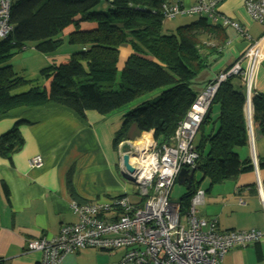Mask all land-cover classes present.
Wrapping results in <instances>:
<instances>
[{
    "label": "trees",
    "instance_id": "16d2710c",
    "mask_svg": "<svg viewBox=\"0 0 264 264\" xmlns=\"http://www.w3.org/2000/svg\"><path fill=\"white\" fill-rule=\"evenodd\" d=\"M100 1L14 0L11 3L9 23L13 32L0 39V115L16 107L54 103L84 119L87 112L105 116L140 100L124 114L122 127L113 141L114 148L128 140L133 126L138 132L144 126L151 127L158 133L157 147L168 146L195 99L190 90L191 81L209 66V56H219L213 54L214 50L201 52L192 38L200 28L222 27L197 16V20L171 33L164 32L161 7L174 0H103L107 4L105 10H94ZM84 23L93 26L81 29ZM67 27L73 28L69 43H77L84 50L73 53L65 63L44 69L41 74L49 79L47 87L13 94L26 84L10 65L14 55L27 44L42 54L55 52L62 44L60 34ZM126 44L131 53L118 70V50ZM92 86L97 96L81 94L82 89ZM157 90L160 92L156 96L145 97ZM244 93L241 76L228 78L218 88L210 105V109L218 108L216 127L208 134L203 132L210 120L206 116L197 131L201 135L194 146L199 155L195 183L178 201L183 213L204 179L212 187L253 171L250 160L239 155L240 149L248 147ZM252 108L254 113L261 112L263 118L256 127L253 124L254 136L264 134L263 95L253 96ZM252 118H256L255 114ZM22 145L17 126H13L0 136V157L10 160ZM257 166L263 168L264 162L258 161ZM197 171L201 175L199 180ZM68 190L76 198L69 177Z\"/></svg>",
    "mask_w": 264,
    "mask_h": 264
},
{
    "label": "crops",
    "instance_id": "0c3cea01",
    "mask_svg": "<svg viewBox=\"0 0 264 264\" xmlns=\"http://www.w3.org/2000/svg\"><path fill=\"white\" fill-rule=\"evenodd\" d=\"M245 1L224 0L217 10L238 24L243 33L253 40L261 35V27L248 16L244 8ZM178 2L187 8L196 0ZM178 24L170 20L163 25V31L172 32L186 23ZM92 26L84 23L81 29H90ZM221 29L222 46L213 53H219V56H209V66L191 81L190 90L195 95L219 72L225 71L236 61L241 60L245 67L242 57L249 40L232 28ZM72 32V27L62 31V44L53 53H39L32 44H27L25 50L14 55L10 65L17 75L24 78L26 84L14 90L13 94L38 86L47 87L49 79L43 77L41 72L53 65L67 62L73 53L84 50L77 43H69L68 38ZM130 53L127 44L119 47L116 64L118 70L122 69ZM252 90L255 94L264 96V60L256 72ZM95 93L97 96V91ZM128 109L105 116L87 112L82 119L69 109L47 103L12 108L0 115V136L17 126L23 139L22 147L12 154L10 160L0 157V262L39 264L40 253L26 252V244L41 237L56 236L62 226L76 223L77 216L70 211L72 202L105 204L127 197L132 204H141L137 188L123 177L120 169V159L123 156L120 147L128 143L132 134L138 132L137 129L133 126L128 133V140L122 141L116 149L113 146L115 135L121 129L123 116ZM214 109L212 107L208 112L207 118L210 120L203 126L206 134L216 127L218 108L216 107L215 114ZM254 114L256 118L252 121V127L263 121L261 112L256 111ZM144 129L145 126L140 130L141 134ZM152 131L155 133L154 129ZM253 142L257 162H264V134L254 136L253 132ZM239 155L241 159L247 157L250 160L249 147L240 149ZM35 156L42 158V165L30 167L28 162ZM197 173L200 174L199 171ZM181 175L175 183H180L186 193L188 177L185 173ZM256 176L264 196V167L258 166L257 172L253 169L234 180L206 189L199 187L204 191L205 198L204 204L198 208L197 216L204 219L215 218L219 231L254 229L264 233V211L256 188ZM68 177L76 198L68 190ZM113 216L114 214H108L106 217L111 219ZM116 252L107 254L97 249H85L68 255L61 264H119L124 251ZM223 264H264V241L245 248L231 249L224 256Z\"/></svg>",
    "mask_w": 264,
    "mask_h": 264
},
{
    "label": "built area",
    "instance_id": "2783aa9c",
    "mask_svg": "<svg viewBox=\"0 0 264 264\" xmlns=\"http://www.w3.org/2000/svg\"><path fill=\"white\" fill-rule=\"evenodd\" d=\"M14 0H0V39L13 32L9 23L10 6ZM224 0H196L183 7L178 0L164 3L161 7L163 22L182 16H203L213 24L236 30L249 40L242 57L225 71L219 72L195 95V99L178 124L171 144L157 147L158 133H153L154 143L150 149L137 144L133 154H123L134 169L128 175L122 171L138 191L141 204H132L127 197L108 203L72 202L70 211L77 222L60 228L53 237H41L26 244V252L40 253L39 264H61L71 254L85 249L124 251L120 264H223L224 256L233 248L264 241L259 230L219 231L215 218L197 216L204 204L205 193L198 189L183 213L178 202H171L170 191L181 171L196 168L199 155L193 140L207 116L212 100L222 83L232 76H241L245 88L243 112L246 121L250 162L257 172V160L253 151L252 90L256 72L264 60V31L256 39H250L238 24L218 13L217 7ZM244 8L250 19L264 25V0H246ZM25 50L26 47H22ZM151 128V127H150ZM151 130H153L151 128ZM142 136V134H141ZM140 136V137H141ZM139 142V140H138ZM148 147V145L146 146ZM121 160V159H120ZM30 167L42 165V158L35 156L28 162ZM121 165V161H120ZM258 179L263 211L264 196ZM114 214L111 219L106 216Z\"/></svg>",
    "mask_w": 264,
    "mask_h": 264
},
{
    "label": "rangeland",
    "instance_id": "374dc122",
    "mask_svg": "<svg viewBox=\"0 0 264 264\" xmlns=\"http://www.w3.org/2000/svg\"><path fill=\"white\" fill-rule=\"evenodd\" d=\"M106 6H107L106 2L103 1V0H101L100 1V4L94 10L103 11V10H105ZM194 20H197V15H195V16L190 15V16H185V17H178L176 19H173L172 21H173V23L179 25L178 23H189V22L194 21ZM168 21L170 22V20H168ZM168 21H165L163 23V25L167 24ZM256 24H258V23H256ZM258 25L261 27L260 34H262L263 31H264V25H260V24H258ZM173 31H175V30H173ZM168 32L171 33L170 31H168ZM220 37H222L221 28L207 26V27L200 28L199 31L197 32V35L195 37H193L192 39H193L194 43L196 44V46L198 47V49L201 52H208V51L209 52H212V50L216 51L219 48H221L222 43H221V41H219V38ZM95 92H96V89H95L94 86L88 87V88H84L81 91V93L83 95L93 96V97L96 96V93ZM159 92H160V90H157V91H155L154 93H152L150 95H146L145 97H154L157 94H159ZM138 101H140V100H136V101H134L132 103H129L128 105L122 107L119 110L113 111L112 113L115 114V113L120 112V111H122L124 109L132 108V107H134V105ZM213 108H215L213 110V114H215V112L217 110L216 109V106H213ZM252 117H253V110H252ZM252 117H251V119H253ZM200 135H201V133H197V135L194 137L195 138L193 140V142H194L193 145L194 146L196 144H198V141L200 139ZM140 136H141V131L139 133L138 132L133 133L132 136H131V138H130V140L126 144L128 146V152L130 154H133V150H134L133 146H134V144L137 145L136 143L138 142V140H140V138H141ZM156 140H157V138H156ZM128 152L126 154H128ZM196 177H198V180H199V178L201 177V175L199 173H197L196 174ZM208 187H209V182H208L207 179H204L200 183V188H205L206 189ZM184 191H185L184 187H182L180 185V183L176 182L173 185V189H172L171 194H170V197H169L170 201L171 202H177L180 199L181 195L184 193ZM88 250H94V249H88ZM98 251H102V250H98ZM116 251L117 252H121L122 249H118V250H115V251H105V252L107 254H114ZM120 262H121V260H120ZM87 263H90V262H87Z\"/></svg>",
    "mask_w": 264,
    "mask_h": 264
},
{
    "label": "water",
    "instance_id": "95a60500",
    "mask_svg": "<svg viewBox=\"0 0 264 264\" xmlns=\"http://www.w3.org/2000/svg\"><path fill=\"white\" fill-rule=\"evenodd\" d=\"M120 152L122 154H126L128 152V146L125 145V144L121 145ZM120 167H121L120 168L121 172L124 171L125 174L131 175L134 172V169L128 164V160H127L125 155H123L122 158H121ZM186 172L188 173V180H187L188 185H189L190 188H193L194 183H195V178H194L195 168L191 169L189 171L188 170H185L184 172L181 171L177 178L180 179V177L182 176L181 174H184Z\"/></svg>",
    "mask_w": 264,
    "mask_h": 264
},
{
    "label": "bare ground",
    "instance_id": "6f19581e",
    "mask_svg": "<svg viewBox=\"0 0 264 264\" xmlns=\"http://www.w3.org/2000/svg\"><path fill=\"white\" fill-rule=\"evenodd\" d=\"M150 143H152V145L154 143L153 131L151 130V128L149 126H145V129L142 132V136H141L139 142H137L136 144H140V146H145L144 149H147V148L150 149V147H151V145H149ZM147 145H148V147H146ZM255 181L256 182L258 181V177L257 176H256V180Z\"/></svg>",
    "mask_w": 264,
    "mask_h": 264
},
{
    "label": "flooded vegetation",
    "instance_id": "af4514ba",
    "mask_svg": "<svg viewBox=\"0 0 264 264\" xmlns=\"http://www.w3.org/2000/svg\"><path fill=\"white\" fill-rule=\"evenodd\" d=\"M184 171H185V170H183L182 172H184ZM185 174H186V175H187V177H188V173L186 172ZM185 187H186V189L190 190V187H189V185H188V184H186V185H185Z\"/></svg>",
    "mask_w": 264,
    "mask_h": 264
},
{
    "label": "clouds",
    "instance_id": "9594fccd",
    "mask_svg": "<svg viewBox=\"0 0 264 264\" xmlns=\"http://www.w3.org/2000/svg\"><path fill=\"white\" fill-rule=\"evenodd\" d=\"M25 47V46H24ZM244 103H245V99H244ZM257 164H258V162H257Z\"/></svg>",
    "mask_w": 264,
    "mask_h": 264
}]
</instances>
